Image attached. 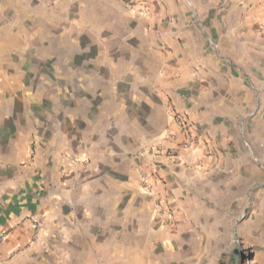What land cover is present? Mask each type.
I'll use <instances>...</instances> for the list:
<instances>
[{
    "label": "rangeland",
    "instance_id": "374dc122",
    "mask_svg": "<svg viewBox=\"0 0 264 264\" xmlns=\"http://www.w3.org/2000/svg\"><path fill=\"white\" fill-rule=\"evenodd\" d=\"M12 10L9 22L0 23V222L17 208L11 195H83L97 190L98 180L107 182L105 195H114L121 179L123 195L137 194L135 230L123 228L116 247L93 248L86 261L74 256L64 264H264V121H257L264 116V90L257 98V87L247 89V102L233 108L235 118H244L246 142L232 130L217 143L179 105L178 76L158 65L161 24L139 19L140 57L128 41L111 39L109 33L125 36L126 15L140 18L141 11L125 7L117 22L102 23L37 16L33 0L16 9L19 17ZM190 92L188 98L193 87ZM169 119L180 133L174 147L161 143ZM210 147L222 160L239 150L240 159L250 160L248 195L171 194L178 187L176 165L188 154L200 164ZM26 208L32 233L5 260L37 264L42 220L30 202ZM10 230L0 229V245Z\"/></svg>",
    "mask_w": 264,
    "mask_h": 264
},
{
    "label": "crops",
    "instance_id": "0c3cea01",
    "mask_svg": "<svg viewBox=\"0 0 264 264\" xmlns=\"http://www.w3.org/2000/svg\"><path fill=\"white\" fill-rule=\"evenodd\" d=\"M24 1L30 0H0V23L9 22L11 9L14 10L12 15L19 17L21 13L16 9L21 8ZM33 1L37 2V16L43 15L50 20L65 15L114 23L121 19L122 8L141 11L145 16L140 18L138 12L126 15L130 27L125 36L109 33L111 39L128 41L132 55L137 56L140 54L139 19H144L145 24H161L158 35L161 61L158 65L169 76H178L173 81L179 88L183 86L178 90L179 105L192 111L202 132H207L217 143L227 131L246 133L244 118H235L233 108L247 102V89L257 87V98L264 90V0ZM238 71H242L241 77ZM191 87L193 94L188 98ZM258 116L260 125V118L264 121V116ZM244 136L242 139L246 142ZM162 138L165 147H174L180 140V133L170 119ZM209 152V157L200 164L191 161L188 154L183 163L176 165L173 178L176 177L178 187L173 188L171 194L248 195L250 160L240 159V150L234 156L226 154L224 160L218 156L216 148L214 152L210 147ZM118 164L114 161L111 166ZM106 166L102 165V168ZM166 168L171 171L170 167ZM163 173L167 172L163 170ZM125 182L118 180L119 190L114 195H105L107 182L99 180L97 190L83 191V195H43L39 191L28 198L27 195H11L16 198L13 202L17 208L11 206L10 211L8 209L11 216L0 222V229L11 226L0 245V264L24 263L21 258L5 259L12 248L24 244L32 233L31 219L26 220L27 202L34 206L32 212L37 216V222L42 220L43 226L42 231L37 228V264H64L73 261L74 256L86 261V255H93V248L116 247L122 239L123 228L128 232L136 228L134 195L137 194L126 190L123 195L121 190ZM127 202L133 203L132 207L122 210ZM10 204L13 203L10 201ZM123 212L128 218L124 223L121 220Z\"/></svg>",
    "mask_w": 264,
    "mask_h": 264
},
{
    "label": "built area",
    "instance_id": "2783aa9c",
    "mask_svg": "<svg viewBox=\"0 0 264 264\" xmlns=\"http://www.w3.org/2000/svg\"><path fill=\"white\" fill-rule=\"evenodd\" d=\"M179 123H180V126L184 129L185 127H186V124H185V122L183 121V119H181V121L179 120ZM191 146L190 145V142L189 141H186L185 143H184V146L186 147V146ZM144 185H145V187L147 188V189H150V184L148 183V179L146 178V176L144 177Z\"/></svg>",
    "mask_w": 264,
    "mask_h": 264
}]
</instances>
